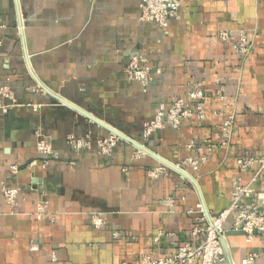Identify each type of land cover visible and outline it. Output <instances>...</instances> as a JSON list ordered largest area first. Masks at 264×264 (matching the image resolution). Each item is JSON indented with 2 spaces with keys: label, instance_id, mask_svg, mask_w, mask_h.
I'll return each mask as SVG.
<instances>
[{
  "label": "crops",
  "instance_id": "obj_1",
  "mask_svg": "<svg viewBox=\"0 0 264 264\" xmlns=\"http://www.w3.org/2000/svg\"><path fill=\"white\" fill-rule=\"evenodd\" d=\"M141 2L0 0V264H144V256L200 246L204 233L192 235L198 206L211 216L226 210L236 182L264 196V0H185L167 32L140 20ZM222 31L231 33L228 41L219 39ZM241 34L252 48L245 57L235 50ZM135 57L154 68L147 86L125 73ZM196 84L205 117L145 140L158 106ZM233 114L230 146L219 148ZM88 116L142 150L118 137L102 154L98 142L113 133ZM39 135L54 155L38 151ZM72 139L88 147L76 151ZM188 158L198 160L197 170H182L189 178L162 161ZM251 158V167L239 166ZM160 165L167 172L152 177ZM5 186L19 190L15 206ZM243 204L250 208V200ZM99 213L104 223L95 228ZM224 242L229 264L252 254L253 264H264V237L248 242L231 231Z\"/></svg>",
  "mask_w": 264,
  "mask_h": 264
},
{
  "label": "built area",
  "instance_id": "obj_2",
  "mask_svg": "<svg viewBox=\"0 0 264 264\" xmlns=\"http://www.w3.org/2000/svg\"><path fill=\"white\" fill-rule=\"evenodd\" d=\"M95 1V0H93ZM185 0H142L141 18L142 22H153L160 26L165 32L171 25L173 20L180 18V10ZM231 33L222 31L219 39L228 41ZM251 45L248 38L241 34L239 41L235 44V50L241 56H248L251 52ZM125 73L131 81H137L143 86H147L154 75V68L144 57H135L130 60L126 66ZM2 94L7 96V89H1ZM206 100L205 93L201 85H194L192 89L183 98H179L170 105L160 104L156 110L153 120L148 122L143 131V138L148 140L156 131L166 126L179 128L183 121L197 116L203 119L204 102ZM3 109V108H2ZM235 115H230L223 123L220 133L219 148L228 149L231 143L233 130L235 126ZM118 137L109 135L105 139L98 142V146L102 154H109L116 146ZM70 143L76 151H80L88 147L87 142L71 140ZM192 147V146H189ZM38 151L45 157L54 155L52 146L39 135L37 143ZM138 156H144L143 151L137 153ZM253 159L239 160V166L243 169L253 165ZM47 163V162H46ZM32 163L30 166H34ZM177 168L184 170L185 167L191 166L193 170L198 169V160L188 158L182 165H175ZM11 173L17 174L18 166H11ZM168 167L160 165L150 171V175L158 178L165 174ZM262 171V172H261ZM264 162L261 165L260 177L264 181ZM258 177V175H257ZM254 178V180L257 179ZM235 195L229 208L221 213L211 216L207 215L201 205L198 206L196 217V227L192 231L193 236H199L204 233L203 243L198 247H192L191 244L180 246L178 250L171 256L153 259L149 256L143 257L144 264H229L227 261L226 251L223 241L226 239L228 232H242L246 235L247 241L251 242L255 237H264V196H255V190L250 186H243L241 183L234 184ZM19 190L8 186L3 187V194L8 204L15 206ZM250 200V208L247 209L243 200ZM41 213L39 214V217ZM232 219L229 227H225V223ZM92 224L95 228H100L104 223V214H95L92 216ZM206 224L205 226L203 224ZM33 251H37V246H32ZM257 258V254H252L246 258L242 264H253Z\"/></svg>",
  "mask_w": 264,
  "mask_h": 264
},
{
  "label": "water",
  "instance_id": "obj_3",
  "mask_svg": "<svg viewBox=\"0 0 264 264\" xmlns=\"http://www.w3.org/2000/svg\"><path fill=\"white\" fill-rule=\"evenodd\" d=\"M61 99V98H60ZM63 102H65L66 104H68L69 106L73 107L74 109L80 111L81 113L85 114V115H88L84 110L78 108L77 106L73 105L72 103L70 102H67L66 100H63L61 99ZM89 118H91L92 120H94L95 122L97 123H101L99 120H97L96 118L92 117V116H88ZM104 127H106L108 130H110L114 135H116L117 137L119 138H122L123 140H127L128 142L132 143L133 145L137 146L138 148H140L142 150V146H140L137 142L133 141L132 139L128 138L127 136H125L124 134H122L121 132H118L117 130L113 129V128H110L109 126L101 123ZM144 150V148H143ZM146 151V149H145ZM167 166H169L170 168H172L173 170L181 173L183 176H186L187 178H189V175L186 174L184 171H182L181 169L177 168L175 165L173 164H169L168 162L162 160ZM207 213V211H206ZM208 215V214H207ZM209 216V215H208ZM224 241H223V245H224ZM225 248V251H226V255L228 256V252L226 250V247L224 246Z\"/></svg>",
  "mask_w": 264,
  "mask_h": 264
}]
</instances>
